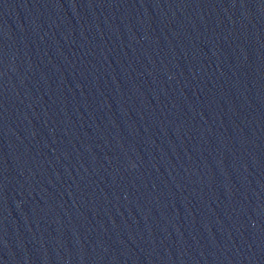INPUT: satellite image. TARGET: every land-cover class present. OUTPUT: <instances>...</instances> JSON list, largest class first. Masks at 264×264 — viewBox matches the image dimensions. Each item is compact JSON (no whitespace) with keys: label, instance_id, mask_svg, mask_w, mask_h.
Masks as SVG:
<instances>
[{"label":"water","instance_id":"95a60500","mask_svg":"<svg viewBox=\"0 0 264 264\" xmlns=\"http://www.w3.org/2000/svg\"><path fill=\"white\" fill-rule=\"evenodd\" d=\"M0 264H264V0H0Z\"/></svg>","mask_w":264,"mask_h":264}]
</instances>
